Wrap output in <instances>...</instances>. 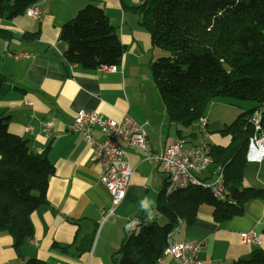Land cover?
<instances>
[{"label": "crops", "instance_id": "crops-1", "mask_svg": "<svg viewBox=\"0 0 264 264\" xmlns=\"http://www.w3.org/2000/svg\"><path fill=\"white\" fill-rule=\"evenodd\" d=\"M142 1L37 0L38 18L25 13L12 20L0 18V28L13 36L0 38V74L6 79L0 114L9 116V130L26 139L31 150L45 155L54 169L45 202L31 213L33 235L20 247L24 258L35 257L46 264H115L113 253L132 230L126 227L131 219L167 222L156 208L165 189V174L154 157L147 159L142 150L132 147H126L134 171L131 182L114 214L103 220L102 211L112 207L111 196L99 181V166L90 159V146L79 132L68 131L79 110H93L112 119L126 112L146 131L152 155L180 138L197 143V122L193 129L170 122L153 82L150 63L164 51L151 43L139 15L125 8ZM88 3L104 9L125 46L116 71L73 67L64 60L66 43L60 39V27ZM20 51L31 55L11 57ZM204 116L207 144L227 145L230 137L215 132L228 123L226 118L213 121L210 113ZM43 123L49 124L47 131ZM94 135L102 138L98 132ZM246 163L243 184L264 188V161ZM213 171L212 165L199 177L210 179ZM145 198L151 202V219L141 208ZM251 229L260 238L258 244L240 239L241 232ZM195 238L207 240L200 255L203 264H233L248 259L256 248L264 252V199L249 200L242 213L221 222L213 220L209 204H201L194 222L190 226L178 222L170 235L171 241ZM0 264H23L6 231H0ZM157 264L178 261L166 256Z\"/></svg>", "mask_w": 264, "mask_h": 264}, {"label": "trees", "instance_id": "trees-1", "mask_svg": "<svg viewBox=\"0 0 264 264\" xmlns=\"http://www.w3.org/2000/svg\"><path fill=\"white\" fill-rule=\"evenodd\" d=\"M36 2L0 0V18L12 20ZM125 8L139 15L151 43L166 52L150 63V70L170 122L192 125L206 115L217 96L257 102L215 131L230 137L227 145L208 143L213 167H224L225 200L202 186L170 194L163 189L156 208L167 222L137 219V228L125 235L113 253L115 264H157L178 221L190 226L201 204H209L213 220L221 222L242 213L249 200L264 199V188L243 184L255 111L264 123V0H143ZM12 37L0 28V38ZM60 39L66 43L65 62L85 69L118 65L125 50L104 9L93 3L60 27ZM5 80L0 74V94L6 91ZM8 123L9 116L0 114V231L11 236L23 264H46L35 257L24 258L20 247L33 235L31 213L46 200L53 165L31 150L26 139L12 133ZM233 264H264V252L256 248L248 259Z\"/></svg>", "mask_w": 264, "mask_h": 264}, {"label": "built area", "instance_id": "built-area-1", "mask_svg": "<svg viewBox=\"0 0 264 264\" xmlns=\"http://www.w3.org/2000/svg\"><path fill=\"white\" fill-rule=\"evenodd\" d=\"M25 14L39 17V10L34 4L25 10ZM31 55L26 51L11 53L14 59L27 58ZM76 66V63H71ZM103 71H116V65H102ZM28 105L29 101H25ZM198 141L188 144L178 139L168 145L157 155L150 153V141L141 124L128 113L123 112L119 119L106 118L93 110H79L68 126V131L79 132L83 140L90 146V159L98 163L99 181L111 196L112 207L102 211L103 220L114 214L115 207L122 201L126 189L131 182L133 169L130 166L126 147L137 148L145 153V158H155L161 171L165 174V193L170 194L190 186L208 188L219 200H225L224 167L216 165L213 176L202 180L199 174L213 165V158L205 137L208 135L207 118L201 116L197 121ZM251 123L253 132L247 141L245 152L246 162L259 163L264 161V123H261L259 111H255ZM49 124L43 123L42 129L47 131ZM94 132L101 135L98 139ZM135 221V223H134ZM179 223L182 221L179 220ZM131 229L138 226L137 219H131ZM173 232V231H172ZM172 232L169 234L171 235ZM240 239L247 244H258L259 236L251 229L241 232ZM207 245L206 238L173 240L166 246L158 262L166 256L175 258L178 264H203L201 253Z\"/></svg>", "mask_w": 264, "mask_h": 264}, {"label": "rangeland", "instance_id": "rangeland-1", "mask_svg": "<svg viewBox=\"0 0 264 264\" xmlns=\"http://www.w3.org/2000/svg\"><path fill=\"white\" fill-rule=\"evenodd\" d=\"M165 54L166 52H163V55ZM159 56H162V54L155 55L154 58H158ZM256 105L257 102L254 100H241L229 96H217L211 100L207 109V113L208 115L209 113L212 115L211 120L213 121H216L215 117L220 120L221 118H226L227 122L230 123L237 117L238 114L253 108ZM191 129H193L192 125Z\"/></svg>", "mask_w": 264, "mask_h": 264}, {"label": "clouds", "instance_id": "clouds-1", "mask_svg": "<svg viewBox=\"0 0 264 264\" xmlns=\"http://www.w3.org/2000/svg\"><path fill=\"white\" fill-rule=\"evenodd\" d=\"M140 204H141V208L145 210L146 212H148L149 219H151L152 218V212L150 211L151 202L147 198H145L144 200L140 201ZM126 227L131 228L132 225L130 224V225H127Z\"/></svg>", "mask_w": 264, "mask_h": 264}]
</instances>
